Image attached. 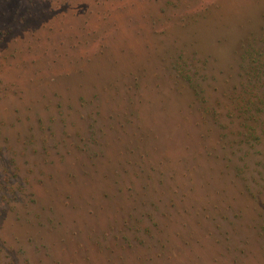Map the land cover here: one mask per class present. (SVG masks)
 Instances as JSON below:
<instances>
[{
  "label": "rangeland",
  "instance_id": "1",
  "mask_svg": "<svg viewBox=\"0 0 264 264\" xmlns=\"http://www.w3.org/2000/svg\"><path fill=\"white\" fill-rule=\"evenodd\" d=\"M246 64L264 0H0V264H264Z\"/></svg>",
  "mask_w": 264,
  "mask_h": 264
},
{
  "label": "trees",
  "instance_id": "2",
  "mask_svg": "<svg viewBox=\"0 0 264 264\" xmlns=\"http://www.w3.org/2000/svg\"><path fill=\"white\" fill-rule=\"evenodd\" d=\"M248 53V52H247ZM258 54V53H257ZM261 54V53H260ZM259 55V54H258ZM252 57H253V54H252ZM253 62H255V63H257L256 62V60H254V58H253ZM176 66H175V69L178 71V73L179 74H182V76L184 77V78H186V79H188V81H192V79L190 78V76H189V69H188V63H187V58L185 59L184 58V56H179L178 57V60L176 61ZM261 65V64H260ZM260 65H258L257 67H255V68H252L251 70L249 69L248 70V68H247V64L244 66V67H242V73L245 75V76H247V78L249 79L250 77H253L254 75L257 77V79H260V77L262 76L263 77V75H264V66H260ZM241 75V76H244V75ZM246 79V78H245ZM247 80V79H246ZM242 81H244V80H242ZM246 81H244V82H242V84H244ZM245 84H247V86L249 85L248 84V82L247 83H245ZM245 87L246 89H243V93L241 94V96H239V97H241L242 99L244 98V97H246L247 98V100H245V102H244V105L246 104H251V102H252V96H253V94L254 93H251V88H248V87ZM250 93H251V96H250ZM239 97H236V98H234V102H236V100L239 98ZM245 98V99H246ZM263 99V98H262ZM259 102H262V101H258L257 103H259ZM241 105V107H243V111L242 112H248V108H247V106L245 105ZM249 107V106H248ZM249 113V112H248Z\"/></svg>",
  "mask_w": 264,
  "mask_h": 264
}]
</instances>
